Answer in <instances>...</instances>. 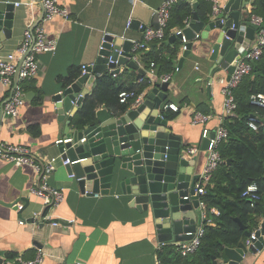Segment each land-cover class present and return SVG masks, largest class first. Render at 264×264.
Segmentation results:
<instances>
[{
	"label": "crops",
	"instance_id": "crops-1",
	"mask_svg": "<svg viewBox=\"0 0 264 264\" xmlns=\"http://www.w3.org/2000/svg\"><path fill=\"white\" fill-rule=\"evenodd\" d=\"M207 1L212 3L211 0ZM228 1L218 0L220 9ZM254 1L251 0L242 11V21L251 22L256 16L251 14ZM163 2L164 0H139L132 4L130 0H59L60 7L68 11L69 18L56 16L52 21L44 23L48 38L57 41V51L55 54L38 55L39 73L32 80L23 83L26 101L17 116H4L0 126V143L28 148L32 158L42 166L56 159V169L46 174V183L50 189L62 191L64 200L58 206L46 210V218L43 217L59 221L58 225L44 219L39 221L45 205L31 189L39 186L40 174L30 165L17 166L0 160V262L20 258L33 261L38 255H42L43 261L40 264H163L159 253L165 251L164 247H175L177 252L178 245L159 244L150 227L144 223L135 208L129 207V200L122 197L120 190L112 189L108 196H92L82 195L78 189L73 188V178L62 164L56 143L65 138L67 120H60L54 101L60 92L68 88L65 83L70 71H82L83 66L96 65L106 35L118 40L120 46L125 41H142L143 32L128 28V22L132 20L147 27L156 26L157 17L154 13ZM182 2L190 4L193 9L196 5L194 12H197L201 0ZM8 5H14L12 35L2 44L0 60L17 54L26 29L29 26L32 28L44 12L40 0H0V13ZM218 16L213 10L208 21L203 23L209 26ZM176 29L178 28L171 30L170 38L175 35ZM203 33V36L201 34L190 44L189 50L181 45L176 62L177 70L172 73L173 78L167 91L168 99L161 111L162 116L170 114V110L164 109L166 104H176L179 107V111H171L176 116L168 121V126L186 145L182 148L183 156L188 157L191 162L197 157L196 163L190 168V171L193 168L194 176L201 175L206 164L207 153L201 150L203 130L213 132L223 122L224 95L220 81L226 77L224 72L214 75L216 67L211 60L218 31ZM170 38L167 45L175 41L181 42L179 39L170 41ZM163 40L151 43L143 55L154 48L166 55L169 48L163 45ZM186 52L188 54L184 57ZM137 63L145 70L146 75L141 78L138 71L123 66L119 68L116 81L125 91L139 92L142 95L141 101H144L151 89L163 83L161 77L165 74L160 75L157 66L156 73L151 74L150 65H146L143 59ZM97 81L98 78L91 89H88L87 83L82 84L81 94L86 95L85 97L92 95L98 86ZM11 91V86L0 82V112ZM135 105L133 101L130 106ZM78 109L74 104L66 117L74 118ZM101 109L102 107L98 111ZM149 112L150 109H147L146 114ZM196 112L204 113L210 119L206 123L194 124ZM70 129L82 131L84 128L78 129L71 124ZM194 146L199 147L200 152L190 157L186 150ZM18 204L24 208L18 210ZM203 214L205 217L208 215L206 212ZM202 219L204 226L206 219L203 215ZM256 220L259 226L264 222V216H257ZM20 221H25V224L21 225ZM256 231L257 227L249 230L252 234ZM246 241L238 247L246 249L247 264H254L257 259L256 264H264V252L251 255ZM217 261L223 263L222 258Z\"/></svg>",
	"mask_w": 264,
	"mask_h": 264
},
{
	"label": "water",
	"instance_id": "water-1",
	"mask_svg": "<svg viewBox=\"0 0 264 264\" xmlns=\"http://www.w3.org/2000/svg\"><path fill=\"white\" fill-rule=\"evenodd\" d=\"M250 1L229 0L221 9L216 21L211 22L209 26L200 21L195 11L190 26L184 29L182 35H173L170 41H182V36H185L189 50L190 44L198 35L203 36V32L217 30L218 36L213 44L211 56L216 67L214 75L224 72L229 80L242 53L250 50L256 38L257 26L241 20V13ZM194 9L196 10V5ZM13 11L14 5H8L6 10L0 13V50L2 44L11 38ZM43 18L44 12L31 28L32 31ZM130 28L144 32L146 26L139 21H133ZM154 28H159L158 21ZM106 40L95 67L90 68L88 74L81 75L63 95L55 97L54 101L60 120H67L64 140L71 139L69 143H59L58 147L62 160H70V164L65 167L68 175L73 178L72 187L78 189L82 195L92 196H108L112 189L120 190L122 197L129 200V207L139 212L159 244L178 245L191 241L203 225L200 198L195 195L200 175L194 176L193 168L190 171L197 157L191 162L188 157L183 156L182 148L186 145L181 137L173 133L168 126V120L161 115L162 106L168 99L170 82L157 84L146 94V100L129 106L125 112H112L102 107L96 112L94 123L85 126L82 131L70 129L73 118L66 117V114L72 111L74 104L77 108L82 106L86 96L81 94L82 84L87 83L88 89H91V85H94L95 80L105 71L114 70L112 72L118 75L119 68L123 66L138 71L139 77L146 75L145 70L132 59V41H125L123 46H120L114 37L108 35ZM28 54L18 63L10 97L0 112V126L5 116L3 107L14 95L22 63ZM187 54L184 53V57ZM110 57L113 63H109ZM61 100V103H56ZM147 109H150L148 114ZM214 137L215 134L211 132L208 138H203V152L208 151L210 139ZM44 174L45 170L40 175L39 188ZM53 206L54 202L45 206L39 221L43 219L45 211ZM52 222L59 223L57 220ZM237 222L246 230L240 220ZM251 235V232H246L248 238ZM255 236L256 239L252 240V245L248 248L251 255L264 252V222L258 226ZM246 255L244 248H226L222 264H247ZM217 260L213 258V264H221ZM256 262L258 259L253 263Z\"/></svg>",
	"mask_w": 264,
	"mask_h": 264
},
{
	"label": "trees",
	"instance_id": "trees-1",
	"mask_svg": "<svg viewBox=\"0 0 264 264\" xmlns=\"http://www.w3.org/2000/svg\"><path fill=\"white\" fill-rule=\"evenodd\" d=\"M253 6L251 14L264 19V0H255ZM212 12L213 3L201 0L197 10L199 19L202 22L208 21ZM193 13L194 9L188 3L181 1L174 5L163 40V45L169 48V52L164 55L154 48L142 56L146 65L154 62L159 67L160 75L172 74L177 70L176 62L182 42L175 41L167 45V41L172 35L171 30L183 28L185 20L192 18ZM81 74V70H71L65 87L71 86ZM97 84L96 90L84 98L82 106L75 114L72 120L75 128L83 129L94 123L100 107L112 112H125L133 102L130 100L126 104L120 103L119 95L126 89L117 83L116 77L110 71H105L98 78ZM234 94L238 105L236 116L225 119L224 125L229 131V138L218 147L222 162L213 174L212 184L201 197L208 208V219L213 225L206 223L201 245L193 255L183 258L175 252V247H164L165 251L159 253L163 264H213V258H222L226 248L242 245L247 238L246 232L253 227L258 228L256 217L264 216V111L252 105L250 101L252 95L264 94V54ZM175 116L171 111L170 114H164L168 121ZM251 117L259 118L256 130L249 127ZM251 184L259 187L261 197L254 205L242 197ZM213 210L219 214L213 213ZM237 218L246 230L241 228Z\"/></svg>",
	"mask_w": 264,
	"mask_h": 264
},
{
	"label": "built area",
	"instance_id": "built-area-1",
	"mask_svg": "<svg viewBox=\"0 0 264 264\" xmlns=\"http://www.w3.org/2000/svg\"><path fill=\"white\" fill-rule=\"evenodd\" d=\"M44 7V18L43 21L32 31L31 26H29L24 34V39L21 46L17 50V54L9 55L5 59L0 60V82L5 85L14 86V76L17 71L19 59L25 56L27 57L22 63L20 73H19V82L14 91V95L10 101H8L4 107L3 112L5 116L15 117L19 113V110L24 105L26 101V93L23 88V83L28 82L36 77L40 70V61L38 55L41 53H51L55 54L57 51V41L53 39H49L44 27V23L52 21L56 16H62L66 19L69 18V13L66 9L61 8L59 5V0H40ZM132 4L139 2V0H130ZM182 0H164L161 7L155 11V15L157 16V21L159 28L156 29L154 27L145 28L143 34V40L140 42H135L132 46L131 53L132 59L137 63L140 62L142 56L145 51H147L154 41H162L165 38V30L168 26L171 11L177 3ZM213 3V10L215 15H219L221 13V9L219 7L218 0H211ZM132 20H130L127 24L128 28L132 25ZM192 22V18H188L184 22L183 28L176 29L175 35H182L184 29L188 28ZM224 21L222 20V23ZM255 26H257L258 30L256 32V38L249 51H244L240 60L237 61L234 73L231 75V78L228 80L226 77L221 79L220 84L222 85V93L224 95V104H223V122L222 124L215 130L213 133L215 137L210 139V145L206 157L205 167L196 183L195 187V195L200 198V208L202 211L207 214V206L204 201L201 200L206 194V188L212 184V178L215 171L218 169L221 164V156L218 150V147L222 142H225L229 138V131L225 127L224 122L226 118H233L236 116L237 112V102L235 99L234 91L241 84L243 79L250 75L253 66L256 62H258L262 55L264 54V19L262 17L254 16L251 21ZM142 28V26H140ZM106 35L102 41V45L100 50L104 49V45L107 43ZM200 36L198 35L197 38ZM182 46L184 49H187L188 41L185 36H182ZM109 63H113L111 57L109 58ZM95 65L83 66L82 67V75H86L89 73V69L93 68ZM150 73H156V65L154 62L150 64ZM114 70H110L112 75L116 77L117 75ZM173 78L172 74H167L161 77V80L165 83L171 82ZM59 95H63V92H60ZM81 97V96H80ZM120 103L126 104L130 100L134 101L135 104H138L142 95L137 94L135 91H124L119 95ZM251 104L257 106L258 108L264 111V94H255L250 98ZM61 101L56 103H61ZM165 111L170 110L177 112L179 111V107L176 104H166L164 107ZM210 119V116L205 115L201 112H196L194 115L193 122L194 124L206 123ZM259 122L258 117H251L249 121V127L253 130L257 129V123ZM212 131L208 129L203 130V138H208ZM84 141V140H83ZM61 142L69 143L71 139H60L56 143L57 145ZM200 152L199 147H190L186 150L187 155L190 157L198 154ZM0 160L7 161L9 163H13L17 166L21 165H30L41 175L43 170H45V174L42 177L41 187L32 188L31 191L33 194L41 198L44 202L45 206L50 205L54 202V206H58L63 200L64 195L62 191L50 189L46 183V174L51 173L56 169V159L51 160L46 166H42L37 163L31 156V152L28 148L22 146H14L0 143ZM62 160V158H61ZM63 166H67L70 164V160L63 161ZM242 197L254 205L256 202L261 200L259 195V187L256 184H251L247 187V189L242 194ZM53 206V207H54ZM18 210H22L24 208L23 205H17ZM203 212V213H204ZM215 214H219L215 210L212 211ZM207 225H213V222L208 219V215L205 217ZM46 218V217H44ZM43 218V219H44ZM47 222H50L54 225H58V222H52L53 219L47 217L44 219ZM34 222L35 219H34ZM21 225L25 224V221H20ZM206 225V224H205ZM205 225L201 226L195 233L193 239L188 242H183L178 244L177 252L183 257H188L190 255L195 254L202 242V239L205 235ZM255 234H252L250 238L246 241L247 246L252 245V240H255ZM43 261V256L38 255L37 258L33 261L17 259L10 262H0V264H40ZM82 264V263H77Z\"/></svg>",
	"mask_w": 264,
	"mask_h": 264
}]
</instances>
